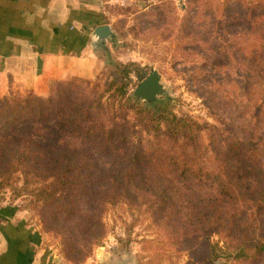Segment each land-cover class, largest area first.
<instances>
[{"label": "trees", "instance_id": "obj_1", "mask_svg": "<svg viewBox=\"0 0 264 264\" xmlns=\"http://www.w3.org/2000/svg\"><path fill=\"white\" fill-rule=\"evenodd\" d=\"M109 71L104 85L74 79L52 83L46 97L0 98V195L10 189L21 195L23 189L52 223L73 224L93 246L103 240L102 225L88 213L122 203L150 216L190 260L194 242L201 241L204 264L221 257L230 264H259L264 169L254 138L223 139L177 116L166 99L141 105L130 88L134 78L142 81L148 73L135 63L110 62ZM130 114L150 145L129 136ZM203 136L216 156L211 169L188 154L200 148ZM177 185L191 192L180 201ZM197 188L209 194L199 196ZM213 236L223 248L210 242Z\"/></svg>", "mask_w": 264, "mask_h": 264}, {"label": "rangeland", "instance_id": "obj_2", "mask_svg": "<svg viewBox=\"0 0 264 264\" xmlns=\"http://www.w3.org/2000/svg\"><path fill=\"white\" fill-rule=\"evenodd\" d=\"M107 23L114 36L99 50L104 68L85 81L104 85L110 62L145 68L144 80L157 71L165 88L160 100H168L177 116L190 117L223 139L253 137L264 169V0H139L124 7L113 5ZM142 81L134 78L131 98ZM128 120L134 131L129 136L142 139L146 146L151 143L137 118L130 114ZM207 146L203 136L200 148L188 154L211 169L216 156ZM179 156L186 157L185 153ZM16 186L21 188L22 183ZM21 190V195L12 189L0 195V258L4 251L18 250L21 240H30L25 244L32 248L33 234L40 240L36 250L49 252L61 264H102L128 254L133 264H204L207 259L201 241L194 242L190 260L188 253L171 246L150 216L122 203L101 205L88 213L102 225L103 240L93 246L73 224L52 223L42 204L35 205L33 196ZM195 190L199 196L209 194L206 189ZM174 191L177 201L191 193L179 185ZM257 219L264 241V213ZM210 242L224 246L217 236ZM227 263L231 259L224 257L216 262Z\"/></svg>", "mask_w": 264, "mask_h": 264}, {"label": "crops", "instance_id": "obj_3", "mask_svg": "<svg viewBox=\"0 0 264 264\" xmlns=\"http://www.w3.org/2000/svg\"><path fill=\"white\" fill-rule=\"evenodd\" d=\"M133 1L139 0H0V98L46 97L54 82L97 77L104 60L93 51L91 35L108 25L113 5ZM27 241L18 250L1 251L0 264H61L36 250L37 235L32 234V248Z\"/></svg>", "mask_w": 264, "mask_h": 264}, {"label": "water", "instance_id": "obj_4", "mask_svg": "<svg viewBox=\"0 0 264 264\" xmlns=\"http://www.w3.org/2000/svg\"><path fill=\"white\" fill-rule=\"evenodd\" d=\"M114 32L109 25L96 28L91 35V47L95 53L103 49L105 44L113 39ZM165 88L161 83V76L157 71H153L133 92L136 101H142L146 106H152L165 96ZM165 98V97H164ZM102 264H133V257L128 254V258L113 257L105 259Z\"/></svg>", "mask_w": 264, "mask_h": 264}]
</instances>
